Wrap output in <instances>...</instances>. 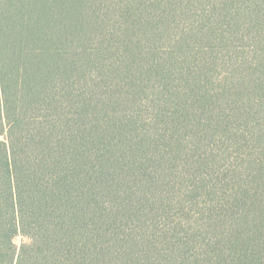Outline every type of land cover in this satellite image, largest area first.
Returning <instances> with one entry per match:
<instances>
[{
	"label": "trees",
	"instance_id": "1",
	"mask_svg": "<svg viewBox=\"0 0 264 264\" xmlns=\"http://www.w3.org/2000/svg\"><path fill=\"white\" fill-rule=\"evenodd\" d=\"M0 264H264V0H0Z\"/></svg>",
	"mask_w": 264,
	"mask_h": 264
}]
</instances>
